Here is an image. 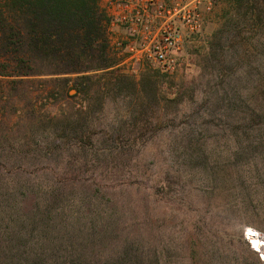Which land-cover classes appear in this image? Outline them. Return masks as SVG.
Here are the masks:
<instances>
[{"label":"rangeland","instance_id":"rangeland-1","mask_svg":"<svg viewBox=\"0 0 264 264\" xmlns=\"http://www.w3.org/2000/svg\"><path fill=\"white\" fill-rule=\"evenodd\" d=\"M106 3L99 0L105 11ZM109 17L115 64L108 69L18 76L26 69L0 57L3 171L19 165L20 179L72 191L63 203L80 205L81 224L93 222L96 232L104 226L98 236H106L107 246L126 240L144 264H242L246 257L264 264V242L253 239L254 249L244 239L246 228L264 233V176L246 179L243 158L225 153L236 146L230 130L215 125L225 121L224 108L213 112V103H203L206 82L214 79L204 74L203 61L209 43L235 18L230 1L203 10L201 30L185 33L172 73L131 50L138 39L130 25ZM254 25L241 26L253 44L262 40ZM238 121L234 113L228 123ZM86 140L92 147L75 144ZM193 144L206 159L184 153ZM111 224L117 231L108 236Z\"/></svg>","mask_w":264,"mask_h":264},{"label":"trees","instance_id":"trees-1","mask_svg":"<svg viewBox=\"0 0 264 264\" xmlns=\"http://www.w3.org/2000/svg\"><path fill=\"white\" fill-rule=\"evenodd\" d=\"M227 1L235 18H229L231 22L209 43L203 61L207 73H203L214 75V79L206 82L203 103L205 107L213 103V112L224 108L219 118L225 121L215 125L228 128L236 144L225 153L236 162L243 158L246 179L257 178L258 182L264 176V25L260 24L264 0ZM249 20L255 22L254 28L259 22L254 32L262 38L259 43H250L243 35L241 26L248 25ZM110 22L99 0H0V57L26 69L18 76L108 69L115 64L109 55ZM35 64L50 69L34 71ZM76 88L82 94L78 83ZM234 113L240 120L237 125L228 123ZM86 141L75 144L92 147ZM202 149L193 144L185 147L184 153L195 159L203 156ZM202 158L206 159L205 155ZM3 169L0 161V264H144L126 240L119 246H107L106 236H98L104 226L96 232L93 222L89 227L81 224L80 205L63 203L71 200L72 191L67 195L47 180L35 182L22 173L20 179L19 165ZM116 231L111 224L106 234L111 236ZM108 247L114 252L106 257ZM102 256L105 258L100 259ZM249 259L243 258L242 264H261Z\"/></svg>","mask_w":264,"mask_h":264},{"label":"built area","instance_id":"built-area-1","mask_svg":"<svg viewBox=\"0 0 264 264\" xmlns=\"http://www.w3.org/2000/svg\"><path fill=\"white\" fill-rule=\"evenodd\" d=\"M167 1L107 0L105 12L130 25L138 39V47L131 50L143 54L156 63L160 70L172 73L177 66L175 54L182 46L183 36L201 30L203 10L211 12L217 0ZM201 7L204 9L201 10ZM244 239L257 249L253 239H258L260 242L257 245L262 246L264 233L246 228Z\"/></svg>","mask_w":264,"mask_h":264},{"label":"bare ground","instance_id":"bare-ground-1","mask_svg":"<svg viewBox=\"0 0 264 264\" xmlns=\"http://www.w3.org/2000/svg\"><path fill=\"white\" fill-rule=\"evenodd\" d=\"M248 231H249V229H248Z\"/></svg>","mask_w":264,"mask_h":264}]
</instances>
